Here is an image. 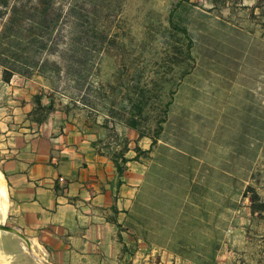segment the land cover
I'll use <instances>...</instances> for the list:
<instances>
[{
  "label": "rangeland",
  "instance_id": "obj_1",
  "mask_svg": "<svg viewBox=\"0 0 264 264\" xmlns=\"http://www.w3.org/2000/svg\"><path fill=\"white\" fill-rule=\"evenodd\" d=\"M0 79L108 152L150 149L129 168L157 199L178 185L187 215L222 216L247 170L244 229L218 264L264 262V0H0Z\"/></svg>",
  "mask_w": 264,
  "mask_h": 264
},
{
  "label": "crops",
  "instance_id": "obj_2",
  "mask_svg": "<svg viewBox=\"0 0 264 264\" xmlns=\"http://www.w3.org/2000/svg\"><path fill=\"white\" fill-rule=\"evenodd\" d=\"M28 87L0 79V177L4 221L30 239L43 264H218L234 254V222L242 232L248 209L247 170L226 188L222 216L187 215L178 185L157 199L144 188L146 167L119 178L97 138L64 113L39 111ZM26 248L1 232L0 264H42Z\"/></svg>",
  "mask_w": 264,
  "mask_h": 264
},
{
  "label": "trees",
  "instance_id": "obj_3",
  "mask_svg": "<svg viewBox=\"0 0 264 264\" xmlns=\"http://www.w3.org/2000/svg\"><path fill=\"white\" fill-rule=\"evenodd\" d=\"M36 102H37L38 110L41 112L44 111L49 112L53 109L52 103H49L48 105L43 104L42 98L40 96L36 97ZM136 125H137L136 121L132 120L129 127L132 129H136L137 128ZM140 137L144 138V135H141ZM156 143H157L156 140L152 142V144H156ZM119 146H121L119 149H116L113 152H109V154L114 163L119 178H122L124 174L127 172L129 165L132 163L139 162V160L143 156L146 157L150 153V149L148 151H144L143 149H141V147L138 144H136L133 149V151L135 152V156L128 157L127 154L132 150L130 149V141L127 138H124L122 139L121 144ZM245 196H248V193ZM256 200H257V195H254L252 197V201L254 202Z\"/></svg>",
  "mask_w": 264,
  "mask_h": 264
},
{
  "label": "water",
  "instance_id": "obj_4",
  "mask_svg": "<svg viewBox=\"0 0 264 264\" xmlns=\"http://www.w3.org/2000/svg\"><path fill=\"white\" fill-rule=\"evenodd\" d=\"M0 232H6V233H11L16 235L18 238H20L22 241L25 242L26 246H27V252L34 258L36 259L39 263L43 264V261L41 259H39L37 257V255L35 254V252L32 249V245H31V241L30 239L19 229L15 228V227H9L6 226L4 224H0Z\"/></svg>",
  "mask_w": 264,
  "mask_h": 264
},
{
  "label": "bare ground",
  "instance_id": "obj_5",
  "mask_svg": "<svg viewBox=\"0 0 264 264\" xmlns=\"http://www.w3.org/2000/svg\"><path fill=\"white\" fill-rule=\"evenodd\" d=\"M1 177H0V211L6 215V208H7V194H6V189L4 185L1 183ZM1 262V259H0Z\"/></svg>",
  "mask_w": 264,
  "mask_h": 264
}]
</instances>
